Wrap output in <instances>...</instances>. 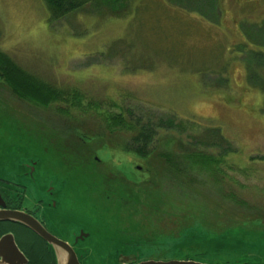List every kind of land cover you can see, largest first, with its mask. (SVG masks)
Instances as JSON below:
<instances>
[{"label":"rangeland","instance_id":"374dc122","mask_svg":"<svg viewBox=\"0 0 264 264\" xmlns=\"http://www.w3.org/2000/svg\"><path fill=\"white\" fill-rule=\"evenodd\" d=\"M263 36L264 0H93L60 21L0 0V50L67 97L24 99L0 67V178L34 168L24 206L55 192L46 220L89 234L81 264H264Z\"/></svg>","mask_w":264,"mask_h":264},{"label":"trees","instance_id":"16d2710c","mask_svg":"<svg viewBox=\"0 0 264 264\" xmlns=\"http://www.w3.org/2000/svg\"><path fill=\"white\" fill-rule=\"evenodd\" d=\"M46 4L47 10L50 15V19L53 21H60L67 17L70 13L78 10L82 6L92 3L93 0H43ZM97 1V0H94ZM264 40V36L262 38ZM4 59V61L2 60ZM8 63L7 67H5V63ZM0 67L1 69H5L6 78L9 79L10 85L14 88L16 92H19V96L36 102L37 104L48 105L52 102L61 100L66 101L67 97L65 92L63 93L57 87L53 85L39 80L36 76L26 72L21 67H19L15 62L12 61L9 55L0 50ZM9 68L13 71V75L9 72ZM16 71V73H15ZM19 89V90H18ZM70 102V100H69ZM71 102L72 104H80L81 99L78 94L72 92L71 93ZM111 124L115 127L125 128L127 130H132V126L127 125L125 120L121 115L113 116L110 118ZM151 121L147 123H139V134L137 137L133 139L134 144L136 145V150L139 154H143L144 150L147 147L149 141L152 140L153 128L151 126ZM161 126V125H160ZM181 242V241H180ZM125 246H128L129 244ZM42 254H38L39 257L41 255L46 256L49 255L51 260L55 262L53 257V253L49 246H47L46 251H41ZM34 254V253H33ZM36 255V254H35Z\"/></svg>","mask_w":264,"mask_h":264},{"label":"flooded vegetation","instance_id":"af4514ba","mask_svg":"<svg viewBox=\"0 0 264 264\" xmlns=\"http://www.w3.org/2000/svg\"><path fill=\"white\" fill-rule=\"evenodd\" d=\"M22 168V167H21ZM30 171L29 176L24 175L20 177L19 173V181H11V180H4L0 178V211L2 210H16V211H23L27 214L32 215L35 217L43 226L44 228L52 235L56 236L57 238L71 244L76 245L75 240L77 237L81 235L82 228H79L78 232H74V243H70L67 240L60 238L55 231H53L49 224L48 219H50L52 210L57 208V203L54 202L56 194L52 189L46 188L44 192H46V199L39 198L37 199V203L34 205L24 206L25 198L28 197L29 187L33 186L31 182H34L36 179V171L32 168H28ZM137 169H141L140 166H137ZM32 174V175H31ZM136 174L134 173V176ZM145 175V174H144ZM49 181V180H48ZM11 185V186H10ZM52 188V186H49ZM28 200V199H27ZM49 217V218H47ZM47 218V220H46ZM81 230V232H80ZM11 233L15 236L16 242L21 249V251L25 254L26 258L28 259L27 264H55L53 260H51L50 256L45 253L39 257V253L41 251H46L47 243L39 237L36 233H34L31 229L24 226L20 223H13L9 221H0V237ZM24 235V247L18 242V237L20 240V236ZM19 235V236H18ZM34 253V254H33ZM36 254V255H35ZM133 256V254H131ZM134 257V258H133ZM132 260L136 259V256H133Z\"/></svg>","mask_w":264,"mask_h":264},{"label":"water","instance_id":"95a60500","mask_svg":"<svg viewBox=\"0 0 264 264\" xmlns=\"http://www.w3.org/2000/svg\"><path fill=\"white\" fill-rule=\"evenodd\" d=\"M34 170V168H32ZM32 175V174H31ZM0 221L20 223L31 229L41 237L50 247L56 264H81L80 257L74 247L56 236L50 234L44 226L32 215L23 211L2 210L0 211ZM89 236L85 232L76 238L75 243L84 240ZM201 256V254L199 253ZM133 256L123 257L120 264H208L199 260L198 257L188 255L184 259L169 261H144L140 263L131 262ZM134 258V257H133ZM28 259L19 248L15 236L11 233L0 237V264H27Z\"/></svg>","mask_w":264,"mask_h":264}]
</instances>
